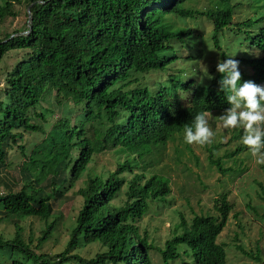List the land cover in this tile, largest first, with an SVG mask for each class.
Returning a JSON list of instances; mask_svg holds the SVG:
<instances>
[{
  "label": "trees",
  "instance_id": "16d2710c",
  "mask_svg": "<svg viewBox=\"0 0 264 264\" xmlns=\"http://www.w3.org/2000/svg\"><path fill=\"white\" fill-rule=\"evenodd\" d=\"M189 1L0 4V27L18 17L17 5L28 10L25 30L21 26L0 38V69L15 60L11 70L4 68L0 87V174L14 153L25 157L20 183L0 189V223L16 219L14 238L0 235V264H154V251L170 264L181 257L182 245L195 264H227L226 247L217 239L234 210L227 194L215 200L217 216L181 214L163 247L141 225L152 206L172 193L171 179L150 173L153 165L146 160L184 137V125L197 113H224L230 107L220 91L218 61L233 57L241 81L264 85V0H205L212 5L205 11L186 8ZM242 6L253 14L236 18ZM198 19L212 26L205 45L217 51L210 72L201 74L196 68L175 69L180 62L200 63L206 56L199 46L203 36L187 26L188 21L197 25ZM159 73L167 78L153 85L151 74ZM202 77L209 83H200ZM37 135L42 139L27 151L28 139ZM219 147L209 149V163L225 173L222 160L214 158ZM110 150L123 153L125 161L107 174L88 175L76 192L81 207L65 249L43 253L59 220L51 222L54 201L66 197L94 158ZM244 150L241 144L227 157ZM259 186L264 201V185ZM121 194L124 202L114 203ZM27 218L45 222L35 244L33 237H23L20 222ZM95 243L104 248L95 257L73 253ZM258 256L251 257L259 261Z\"/></svg>",
  "mask_w": 264,
  "mask_h": 264
},
{
  "label": "rangeland",
  "instance_id": "374dc122",
  "mask_svg": "<svg viewBox=\"0 0 264 264\" xmlns=\"http://www.w3.org/2000/svg\"><path fill=\"white\" fill-rule=\"evenodd\" d=\"M2 3H4V0H0V4ZM184 6L197 11H205L212 7L205 0H190ZM16 11L19 13L18 17L6 20L0 27V38H3L5 33H11L21 26V28H24L22 31L25 30L28 19L26 12L28 10L24 6L17 5ZM252 14L253 11L249 7L242 6L238 10L236 18L244 19V17ZM176 21L178 22V20ZM197 21H199L197 25L188 21L187 26L195 28L197 34L203 36V43L199 46L205 49L206 56L200 60V63H196V61L180 62L175 65V69L185 68L189 70L196 68L200 69L201 74L211 69L209 66H212L213 56L217 55V51L212 48V44L205 45L212 32L210 23L199 19ZM184 55H187V53L184 52ZM14 64V58H10L0 69V87L5 85L6 75L2 76L5 73L4 68L11 70ZM173 72L174 70L170 71V74ZM151 77L153 85L157 82H163L167 78L166 74L163 73L151 74ZM209 81L208 77L203 80L206 84ZM241 82L243 83V81ZM222 114L224 113H213L207 117L209 127L215 133L212 143L204 146L189 145L185 143L184 137L178 136L160 153L146 160L149 165H153L149 169L150 173H157L171 179L172 193L165 202L152 206L151 212L143 219L141 225L151 233V238H153L155 244L163 247L166 239H169L172 235V230L181 214H184L187 218H191L193 212L199 215L209 213L212 216H217L214 209L215 200L222 194H227L229 201L234 205V210L230 214L224 231L217 238L218 243L226 247L227 264H264V201L259 196V185H264V165L257 164L248 150L227 157L231 152L236 151L239 145L243 144L241 140L242 132L234 130L229 133L223 129L220 126L221 122L217 119ZM54 117L58 118L57 114ZM238 135L241 136L232 139L233 136ZM41 139L42 135L28 139L30 142L27 145V151H30L34 143L39 142ZM213 145L220 146L214 150V158L222 160V165L227 170L225 173L220 172L209 163V149H212ZM187 146H190L191 150ZM124 161L125 156L118 150H110L99 154L94 158L83 178L76 183L75 188L66 193V197L63 199L54 201V214L51 222L58 218L59 220L56 222L54 234L42 247L43 253L56 255L65 249L66 242L76 225L78 211L81 207V198L76 195V192L84 185L83 182L87 180L88 175L107 174L114 171L119 162ZM24 162L25 157L22 153L19 151L14 153L9 160V168L0 174V189L2 191L7 190L5 184L20 183ZM254 187L257 189L254 190ZM20 188L21 186H17L15 189L20 190ZM125 199L126 196L121 194L114 203L121 204ZM15 222L14 217L4 218L0 223V235L6 239L14 238L16 232ZM20 224L24 229L23 237L25 240L28 241L30 237H33L35 239L34 244L45 229V222L38 218H27L21 221ZM238 247H241L249 256L244 254ZM103 251L104 248L95 243L77 249L73 253L92 258ZM180 251L181 257L170 264H195L192 253L187 246L182 245ZM254 254H259L258 257L261 260L258 261L252 258L251 256H254ZM152 258L154 264H164L161 255L157 251L152 252ZM6 264H10L9 261Z\"/></svg>",
  "mask_w": 264,
  "mask_h": 264
},
{
  "label": "clouds",
  "instance_id": "9594fccd",
  "mask_svg": "<svg viewBox=\"0 0 264 264\" xmlns=\"http://www.w3.org/2000/svg\"><path fill=\"white\" fill-rule=\"evenodd\" d=\"M216 71L221 74L220 91L225 93L230 105L217 117L220 126L229 133L241 131L243 145L257 164L264 165V86L252 81L241 83L239 61L233 57L218 61ZM208 116L207 112H199L191 124L184 125L185 143L200 146L212 143L215 133L209 127Z\"/></svg>",
  "mask_w": 264,
  "mask_h": 264
},
{
  "label": "water",
  "instance_id": "95a60500",
  "mask_svg": "<svg viewBox=\"0 0 264 264\" xmlns=\"http://www.w3.org/2000/svg\"><path fill=\"white\" fill-rule=\"evenodd\" d=\"M29 22H32V16L30 15V11H29Z\"/></svg>",
  "mask_w": 264,
  "mask_h": 264
}]
</instances>
